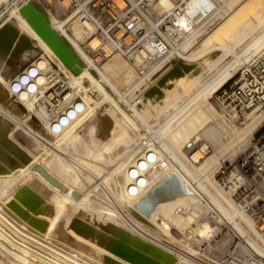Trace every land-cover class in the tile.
<instances>
[{
  "label": "bare ground",
  "instance_id": "6f19581e",
  "mask_svg": "<svg viewBox=\"0 0 264 264\" xmlns=\"http://www.w3.org/2000/svg\"><path fill=\"white\" fill-rule=\"evenodd\" d=\"M1 1L5 3L7 0ZM193 1L188 4L187 10ZM219 1L220 6L212 16L215 19L207 27L203 26L205 24L200 18H195L192 23L197 24V28L189 32L180 44H173L164 60L140 67L139 59H126L131 63L129 65L118 59L119 55L99 64L94 63L89 55L90 50L83 47L85 40L79 44L84 37L73 21L51 14L41 0H16L17 8L13 9L9 18L0 22V95L5 96L1 86L9 88L11 82L7 76H10L14 66L13 59L3 61V57L8 52L12 54L22 50L24 41L29 45L30 39L31 54L38 55V61L32 65L38 73L31 82L37 87L44 85L43 90L46 85H51L47 82L50 67L46 63V58H51L70 75V89L78 93V89L80 92L83 90L86 103L80 102V113L75 114V118L69 120L59 133H53L52 125L61 118L50 124L46 106L38 104L37 109L33 107L35 100L43 99L44 92L29 95L32 102L29 98L22 100L45 125L47 139L40 137L39 132L30 130V120L20 121L22 114L16 107L11 108L13 116H7L0 106V115L8 119L7 122L0 117V238L18 251L12 252L0 242V264H35L29 260L36 259L34 253L43 254L48 261L44 257L39 259L45 264H251V249L264 257V218L261 217L264 215V193L253 189L249 185V176L239 169L240 162L249 161L251 137L264 120V112L252 118L251 113L246 114L244 119L237 121L232 116L227 118L219 105L220 113L217 115L207 101L234 79L240 66L250 56L264 49V3L255 5L253 8L256 12L250 16L251 20L228 37L226 43L236 45V49L238 44L250 39L246 40L248 42L239 52H235L234 48L231 50L223 42L218 44L216 37H211L213 33L218 36L222 30L219 27L243 2L232 8L230 5L236 0ZM206 3L208 8L210 1ZM168 7L167 0H160V13ZM229 7L232 9L229 10ZM190 13L189 9L183 16L181 28L190 24L187 18ZM217 18L221 23L214 27L216 23H212ZM33 21L42 27L44 34L35 28ZM19 25L29 33L30 38L24 39ZM95 44L93 41L92 46ZM53 46L68 57L71 67L60 59ZM215 46L220 50L216 60L209 55L215 51ZM228 53L233 58L230 64L227 63L217 75L211 76L207 86L192 93L215 66L213 63ZM173 55L178 62L173 72L178 73L180 77L177 78H183L185 82L182 79L181 84H173L175 79H179L174 77L176 73H170L157 84L153 83L154 89L149 91V98L139 100L142 105L140 114L133 106H122L121 102L108 95L105 85L116 90L130 85L136 76L135 70L142 75L165 64ZM72 68L77 71L75 75ZM87 70L96 71L98 78L95 79ZM23 72L25 76L29 75V70ZM163 72L155 78L163 76ZM20 77H16L14 82H18ZM82 78L95 89L100 102L86 95L89 90L82 87ZM185 94V98L189 97L177 105ZM71 97L69 94L65 100H71ZM104 102L111 103V108L116 112H105L95 118L88 124L83 136L79 137L78 127L88 122L90 119L87 118H92L97 107ZM75 104L77 102L59 117H67V111L74 110ZM147 107L154 110L155 117L176 107L175 112L160 126L165 141L158 136L160 140L151 143L141 124L137 126L136 119L144 122L142 115ZM11 120L18 125L14 131L12 126L15 125ZM130 128L138 132V139L133 137ZM146 128L149 130V125ZM65 141L68 142L64 144ZM62 143L65 145L63 148L60 147ZM207 144L213 147V153L207 152ZM44 146L57 147L48 164L49 172H53L56 179L36 168V162L43 155L41 153L46 154L48 150ZM114 146L117 147L113 149ZM75 149L83 150L88 156L85 158L66 151ZM21 150H25L24 153ZM110 183L118 185L119 191L115 192L116 188H112L113 192L109 191L114 186H109ZM86 185L88 188L85 189ZM99 186L105 187L108 192L104 200L102 195L97 200L112 204L120 218L88 200ZM76 190L84 191L79 197ZM100 190L103 193L106 191L104 188ZM252 204L256 207L255 214L251 210ZM81 207L86 209L82 211ZM95 210H99V213ZM127 227L133 230L129 231ZM172 229L181 232L182 238L177 239L171 234ZM224 230L228 233L216 240ZM101 231L111 233V240ZM123 231L144 244L147 241V245L168 258L140 249L138 244L136 247L128 244L126 236L120 238ZM156 231L164 236L172 235L177 242L185 245L186 250L182 249L185 252L157 237ZM213 240L216 245L212 246L210 242ZM235 241H238L236 248L245 246L246 249L242 252L235 251L236 248L231 250L229 246ZM215 248L225 252L218 261L209 259ZM204 257L210 263L205 262Z\"/></svg>",
  "mask_w": 264,
  "mask_h": 264
},
{
  "label": "built area",
  "instance_id": "2783aa9c",
  "mask_svg": "<svg viewBox=\"0 0 264 264\" xmlns=\"http://www.w3.org/2000/svg\"><path fill=\"white\" fill-rule=\"evenodd\" d=\"M167 1L169 7L161 13L158 10L160 0H41V3L51 14L60 19L69 18L75 23L84 37L83 47L90 50L94 63L119 55L131 61L139 59V66L144 67L164 60L173 44H180L189 32L197 28V24L192 23L195 18H200L205 24L203 26L207 27L220 6L219 0H209L208 8L207 0ZM191 1L192 6L188 8L191 13L187 15L190 24L181 28L182 18ZM93 41L95 46H92ZM49 67L47 82L51 85H46L43 99L35 102V106L44 104L54 117L59 116L66 105L65 96L71 89L67 72L52 60ZM23 71L16 76H24L21 74ZM16 76L11 80L10 88L16 87ZM216 102L227 118L232 116L237 121L244 119L246 114L251 113L252 118L264 112V49L240 66L237 81L223 89ZM249 156V161L240 162V172L249 176V185L253 189L264 193V120L251 137ZM255 209V204H252L253 214ZM236 247L237 244L234 249Z\"/></svg>",
  "mask_w": 264,
  "mask_h": 264
},
{
  "label": "rangeland",
  "instance_id": "374dc122",
  "mask_svg": "<svg viewBox=\"0 0 264 264\" xmlns=\"http://www.w3.org/2000/svg\"><path fill=\"white\" fill-rule=\"evenodd\" d=\"M241 2H243V5L226 21V22H224V23H222V25L219 27V28H222V30L218 33V36H216L217 34H214L213 33V36L211 37V38H214V37H216V39H217V42L216 43H218V44H220V42H223L224 44H227L228 45V43H226V42H228V37L230 36V35H233L234 33H235V30L236 29H238L239 27H241V26H243V25H245V24H247L248 22L247 21H249V20H251V17H252V15L256 12V10L253 8L255 5H257V4H263L264 3V0H236V1H234L233 2V4L232 5H230V7H232V8H234L235 7V5H238V3H241ZM17 6H18V2H16V0H7L5 3L3 2V1H1L0 2V22H3V21H5L7 18H9V16H10V13L13 11V9H16L17 8ZM234 6V7H233ZM229 7V8H230ZM232 8H230L229 10H231ZM44 15H46L45 13H44ZM226 15V14H225ZM251 16V17H250ZM221 17H223V16H221ZM221 17H219L220 19H221ZM219 18H217L213 23H212V25L213 24H215V26L214 27H216V26H219V24L221 23H219ZM215 18H213L212 19V21L214 20ZM15 21V20H14ZM213 27V28H214ZM19 28L21 29V31L23 32V34L25 33V34H27V36L28 37H30V35H29V33L23 28V27H21L20 25H19ZM263 28V27H262ZM261 29V28H260ZM259 30V29H258ZM258 30H257V32L256 33H258ZM211 32H212V30H210ZM260 32V31H259ZM248 39V38H247ZM246 39V40H247ZM246 40H244L242 43H240V44H238L237 46V48L238 49H236V45L234 46H232V45H228V47L232 50L233 48H234V51L235 52H239L240 51V49L244 46V44H246L248 41H246ZM248 40H250V39H248ZM83 41H84V39L79 43L80 45L83 43ZM34 44L35 45H37L35 42H34ZM230 44V43H229ZM79 45V46H80ZM191 46V45H190ZM81 47V46H80ZM215 51H212L209 55L211 56V59H214V60H216V59H218L219 58V56H220V50H217L218 49V47L217 46H215ZM213 49V50H214ZM231 53H228L225 57H223L222 59H220V61H218V62H215V63H213L215 66L211 69V70H209L208 72H207V74H206V78L205 77H203L201 80H200V84L196 87V88H194L193 89V91H191L192 93L193 92H195V91H198V90H200L201 88H203L204 86H207L209 83H210V80L211 79H209L211 76H214V75H217L223 68H224V66L227 64V63H229L230 64V62L232 61V56L230 57L229 55H230ZM176 57V56H175ZM174 57V55L171 57V58H169V60L165 63V64H162V65H160L159 67H155V68H153V69H150V70H148L147 72H144L142 75H140L139 73H137L136 72V70L134 71V73H136V74H134V75H136L135 76V78H134V80L131 82V84L130 85H127V86H121L119 89H113L111 86H108V84L107 85H105L104 83V85H105V87H106V90H107V92H108V95L111 97V98H113V99H117L119 102H121V104L120 105H122V106H127L128 108H131V106H133L132 108H135V111L137 112V113H141V107H142V105H141V103L139 102V100L141 99H145L144 97H146V98H149V95H148V93H150L149 91H152V88H153V86L155 85V84H157L158 82H160L161 80H162V78L165 76L166 77V75H169L170 73H172L173 75H174V73H176V72H173V70H174V68H177V66H178V62H176V58ZM117 58L118 59H120L121 61H124V62H128L129 63V65H131V63L129 62V61H127L126 59H124V58H121V57H119V56H117ZM177 64V65H176ZM25 65H28V62H23V63H21L20 64V67H19V69H18V71H20V70H23L24 69V67H25ZM170 66V67H169ZM64 70H65V68H63ZM166 69V70H165ZM168 70V71H167ZM66 71V70H65ZM68 71H70L69 69H68ZM87 71H89L90 72V74L92 75V76H94V78L96 79V78H98V74H97V72L96 71H94V70H92V71H90V70H87ZM164 71V72H163ZM164 73L163 74V76H160V77H158V79L157 78H155V77H157V76H159V74L160 73ZM41 73V72H40ZM79 74H81V73H79ZM75 75V74H74ZM178 75V73H176L175 74V78H177V77H180V75L179 76H177ZM29 76V75H28ZM68 76H70L69 74H68ZM75 77V76H74ZM136 77H138V78H136ZM32 77H29V82H28V84L27 85H23L22 86V88H21V91L20 92H18V93H13L12 91H11V88H10V86H11V83L9 84V88H7V87H4V86H1V88H2V90H3V92H4V95L5 96H1L0 95V106L5 110V114L7 115V116H9V114L10 115H12L13 116V112L11 111V108L14 106V107H16V109L22 114V118L20 119V121L21 122H26L27 120H30V123H31V128H30V130L32 129V130H34V131H37V132H39V136L40 137H42L43 139H47L46 138V136L45 135H47L48 134V132H47V130L44 128L45 127V125L42 123V121H40L37 117H36V115H35V113H34V110L32 109V108H28L27 106H25L21 101L22 100H28L27 98H29L30 96L29 95H32V96H34V95H39V93H43L44 92V90H43V88H44V85L43 86H41V87H37L35 84H33L31 81L33 80V78L31 79ZM174 78V79H175ZM10 79V76H9V78H8V81H10L9 80ZM14 79V78H13ZM12 79V80H13ZM155 79V80H154ZM177 79H179V78H177ZM183 78H181V79H179V81L178 80H174L173 81V84H181V82H180V80H182ZM237 79H238V74L234 77V79H232L231 81H229L227 84H226V86H224L222 89H220V90H218L214 95H212V96H210L208 99H207V101H208V103L210 104V107L214 110V112L218 115L219 113H220V110H219V106H218V104H217V102H216V99H217V97H218V95L223 91V89H228L230 86H232L233 84H234V82H236L237 81ZM84 78H82L80 81L82 82L81 83V85H82V87L84 88V89H87L86 91H88L87 93H86V95L87 96H89V97H91L93 100H95L96 102H100V99H99V97H96V95H97V93H96V91H95V89L94 88H92V86H90V84L88 83V80H84ZM154 80V81H153ZM184 80V79H183ZM182 80V81H183ZM150 81H152V82H150ZM177 83H176V82ZM11 82V81H10ZM54 82V81H53ZM69 82V81H68ZM178 82H180V83H178ZM184 82H185V80H184ZM183 82V83H184ZM150 83H152V84H150ZM153 83H155V84H153ZM182 83V84H183ZM32 84V85H31ZM70 84V83H69ZM150 84V85H149ZM169 84H171V82H169ZM177 85H175V86H177ZM146 86V87H145ZM82 88V89H83ZM91 88V89H90ZM154 89V88H153ZM94 90V91H93ZM10 91H11V93H10ZM78 91H79V93L78 92H76V90L75 91H73V90H71L70 91V93H68L67 95H69V94H71L72 95V97L70 98L71 100H67L66 102V105L63 107V109L58 113L59 114V116L60 115H62L63 114V112L69 107V106H71L74 102H77V104H75V108H74V110H71V109H69V111H67V113H66V115H67V117H65L64 115L62 116V117H59L58 115H56V116H54V117H52L51 116V114L49 113V111H48V113H49V123L51 124L52 122H54L55 120H57V119H62V121H58V123H54L53 125H52V127H51V131L53 132V133H59L60 131H61V129H62V127H65V126H67V124L69 123V120H72V119H74L75 118V114H77V113H80V111L82 110V108H80V106H79V104H80V102H83V103H86V100L84 99V97L82 96L83 94H82V92H83V90H81V92H80V90L78 89ZM132 91V92H131ZM95 94H93V93ZM131 92V93H130ZM190 92V93H191ZM78 93V94H77ZM128 93H130L129 95H128ZM191 93V94H192ZM66 95V96H67ZM188 95H190V94H188ZM75 96H77V99H73V97L75 98ZM194 96V95H193ZM142 97V98H141ZM186 97V94L185 95H183L182 97H181V99H183V100H181L180 99V101H178V103H177V105H180L182 102H184L187 98H185ZM29 100H30V98H29ZM82 100H84V101H82ZM31 102H32V100H30ZM35 102H37V100H35L34 102H33V107H34V109H37V106H35ZM140 103V104H139ZM41 104V103H40ZM111 103H107V102H104V103H101L97 108L98 109H96V114L94 115V116H92V118H87V120H89L88 122H86V123H84V125L82 126V127H78V136L79 137H82L83 136V134H84V132L86 131V129H87V127H88V124L91 122V121H93L95 118H97V117H99V116H101V115H103L105 112H116V110L114 109V108H111ZM156 105V104H155ZM154 105V106H155ZM154 106H152L151 108H155ZM113 107V106H112ZM110 108V109H109ZM151 108H149V107H147V111L145 110V113L142 115V116H144L143 118H144V122H142L141 123V121H139V119H136V122H137V126H140V124H141V129H145L144 131L146 132V133H144L147 137H148V139H150V142L151 143H154V142H156V141H159L160 139H161V137H162V139H164L165 138V136L163 135V133H162V135H161V132H160V130H161V128H160V126H162V124H164L165 123V120H166V118L169 116V115H171V113H174L175 112V108H169L167 111H165L162 115H159L158 117H155V115H154V110L153 109H151ZM115 110V111H112V110ZM143 113V112H142ZM168 113V114H167ZM117 114V113H116ZM146 116H149V117H146ZM0 117L1 118H3V116L2 115H0ZM59 117V118H58ZM155 117V118H154ZM16 118V117H15ZM3 119H5V118H3ZM86 120V121H87ZM5 121H7L8 122V119H5ZM12 121V120H11ZM15 122H17V123H19L17 120H14ZM61 122H63V123H61ZM12 123L15 125V126H12V131H14L15 129H17V127H18V125H16L13 121H12ZM140 123V124H139ZM20 124V123H19ZM146 125H149V127H150V129L149 130H147V128H146ZM144 126V127H143ZM236 126H238V127H240L239 125H237L236 124ZM140 128V127H139ZM130 130H131V134L133 135V137L135 136V138L137 137V139H138V132H136V131H134L133 132V130L130 128ZM43 131V132H42ZM44 133V134H43ZM147 133H149V134H147ZM156 135V136H155ZM145 136V137H146ZM159 136V137H158ZM161 136V137H160ZM146 137V138H147ZM155 137H156V139H155ZM160 138V139H158V138ZM155 139V140H154ZM161 139V140H162ZM69 141V140H68ZM68 141H65L64 142V144L65 143H67ZM154 141V142H153ZM163 141H165V139L163 140ZM120 143V142H119ZM115 144H118V143H115ZM114 144V145H115ZM61 145V146H60ZM59 146L61 147V148H63V146H65V145H63V143L62 144H60ZM207 147H208V151L207 152H210V153H213V147L211 146V145H209V144H207L206 145ZM44 147H46V149H48V150H46V154H44V153H41V157H40V159H39V162H36V165H37V167L36 168H39V170L41 169L42 171H43V173H45V174H48V175H50L49 177L50 178H52L53 177V179H56L55 177H56V175H54V173L53 172H49V170L50 169H48L49 168V166H48V164H49V161H50V159H51V157H52V155L55 153V151H57L56 150V146L55 147H53V148H50V147H47V146H44ZM117 146H114L113 147V149H115ZM150 147H152V146H150ZM19 149H23V148H19ZM21 151H23V153H24V151L25 150H21ZM66 151H68V152H70V153H73V154H78V155H80V156H82V157H85V156H88L87 155V153H85L83 150H81V149H75V151L74 150H66ZM78 152V153H77ZM86 158V157H85ZM41 160V161H40ZM39 166V167H38ZM48 166V167H47ZM45 170V171H44ZM115 184V183H114ZM113 183H110L109 184V186H112V185H114ZM93 184H91V186H92ZM115 186V185H114ZM112 186V187H110L109 188V191H111V192H113L114 190L112 189V188H116L115 189V192H116V190L117 191H119V187H118V185L117 186ZM86 188H88V186L86 185L85 186V189ZM100 188H104V190H106V191H104V193L102 192V190H100ZM188 188V187H187ZM84 189V190H85ZM84 190H82V191H84ZM96 190V191H95ZM95 190H93V194H91L92 196V198L90 199V198H88V200L90 201H92L93 203H96L97 205H100V207H102V208H104L108 213H110V214H112L113 212H114V207H113V205L112 204H110V203H106L105 202V204H103V203H100L97 199L99 198V199H101V197L103 198L102 200H104V198L106 197V194H107V192H108V190L105 188V187H103V186H99V189H95ZM189 190V189H188ZM77 192L76 193H78L77 195L80 197V195L82 194V191L81 190H76ZM99 191V192H98ZM101 191V192H100ZM190 191V190H189ZM80 192V193H79ZM99 193V194H98ZM96 194V195H95ZM102 195V196H101ZM98 196V197H97ZM101 196V197H100ZM109 196H110V194H109ZM106 200V199H105ZM90 201V202H91ZM108 205V207H107V205ZM106 205V206H105ZM109 205H110V207H109ZM83 208V209H82ZM86 208L85 207H81V209L80 210H85ZM79 210V211H80ZM78 211V213L80 214V212ZM81 211V212H82ZM110 211V212H109ZM95 212L96 213H99V210H95ZM115 213V215H117V213L116 212H114ZM113 213V214H114ZM98 216V215H97ZM96 216V217H97ZM118 216V215H117ZM95 217V218H96ZM119 217V216H118ZM120 218V217H119ZM96 219H98V218H96ZM121 221V223H123L122 222V220H120ZM123 225H126V224H124L123 223ZM204 226L207 228V229H209L208 227H207V225L206 224H204ZM145 227V226H144ZM125 228H126V226H125ZM147 228V227H146ZM152 228V227H151ZM127 229L129 230V228L127 227ZM148 229V228H147ZM153 229H155L154 227H153ZM127 230V231H128ZM130 230H133L132 228L130 229ZM129 230V231H130ZM149 231H152L151 229L149 230ZM178 231V230H177ZM176 230H174V229H172V232H171V234H173L177 239H179V238H182V235H180L181 234V232H177ZM153 232V231H152ZM101 233L103 234V235H105L109 240H111V238H112V235H111V233H109V232H105V231H101ZM155 233V232H154ZM226 233H228V231L227 230H224V231H222L221 232V234L217 237V239L216 240H218V239H221ZM156 235H157V237H159L160 239H162V240H165L167 243H170L171 245H173V246H175L176 245V247L178 248H181V250L183 249V250H186V248L184 249V244L183 243H180V242H177V239H174L173 237H172V235H171V237L170 236H167L166 234H165V236H164V234H159L157 231H156V233H155ZM111 235V236H110ZM110 237V238H109ZM167 237H169V238H167ZM171 239V240H170ZM255 239V238H254ZM175 240V241H174ZM234 240H236V238L234 239ZM143 241H145V240H143ZM0 242L1 243H3L5 246H7L12 252H16V253H18V251L15 249V248H13V247H11V246H9V244H7L4 240H2L1 238H0ZM147 244H148V242L147 241H145ZM236 243H234V244H231L229 247H230V249L231 250H233L234 249V246L237 244V242L238 241H235ZM180 243V244H179ZM150 244V243H149ZM201 244V243H200ZM204 244V243H203ZM183 245V246H182ZM199 245V244H198ZM198 245H196L195 246V248H197V246ZM208 246H210V245H216L215 244V242H214V240L213 241H211L210 242V245L209 244H207ZM244 246V245H243ZM242 247V246H241ZM243 248V249H242ZM242 248H236L235 249V251H241L242 252V250H245L246 249V247L244 246V247H242ZM252 248V247H251ZM220 248H215L214 249V251H212V253H211V255L212 256H209V259H213V260H215V261H218V260H220V259H222V257H221V254L223 255V253H225V252H223V251H220L219 250ZM182 250V251H183ZM198 250V249H197ZM164 251V250H163ZM230 251V250H229ZM183 252H185V251H183ZM244 253V252H243ZM257 255H256V254ZM37 257H36V259L34 258V259H30L29 258V260L30 261H32V262H34L35 264H45V263H43L42 261H40V259H39V257H41V258H43L44 260H47L46 259V257L45 256H43V254H39V253H34ZM240 255H243L242 253H240ZM260 255V254H259ZM224 258H226V257H224ZM205 262H209V259L208 258H206V257H204V258H202ZM48 261V260H47ZM260 262V263H259ZM210 263V262H209ZM251 264H264V257L262 256V255H260V256H258V253L256 252V251H254V250H252L251 249Z\"/></svg>",
  "mask_w": 264,
  "mask_h": 264
},
{
  "label": "crops",
  "instance_id": "0c3cea01",
  "mask_svg": "<svg viewBox=\"0 0 264 264\" xmlns=\"http://www.w3.org/2000/svg\"><path fill=\"white\" fill-rule=\"evenodd\" d=\"M24 35V39L28 38V36L26 34ZM30 38V37H29ZM26 41V40H25ZM24 41V45L22 50H19L18 52H13L11 53H7L3 58H5V60L3 59V61H8V60H14V66L12 67L13 71L11 70L10 72V81L18 74L20 73L22 70L18 71L20 64L23 62H28V65H25L24 67V71L25 70H29V74L32 73L34 74L32 77H35L37 75L38 72L35 71V69L32 67L34 62L38 61V55L36 56H32L31 54V40L29 39V45H26V42ZM32 45L34 47H37L34 42H32ZM14 54V55H13ZM29 54V55H28ZM28 56V57H27ZM7 58V59H6ZM52 60L51 58H46V63L49 64V61ZM54 62H56L55 60H52ZM57 63V62H56ZM44 68V66H41V68ZM24 72H22L21 74H23ZM9 74V73H8ZM17 77V76H16ZM9 78V75L7 76V79Z\"/></svg>",
  "mask_w": 264,
  "mask_h": 264
},
{
  "label": "water",
  "instance_id": "95a60500",
  "mask_svg": "<svg viewBox=\"0 0 264 264\" xmlns=\"http://www.w3.org/2000/svg\"><path fill=\"white\" fill-rule=\"evenodd\" d=\"M33 24H34L35 28H37V30H38L40 33L44 34V31H43L42 27H41L36 21H33ZM53 48H54L56 54L60 57V59H61V60H62V61L68 66V67H71V63H70L68 57H67V56H66V55H65V54H64L59 48H57L56 46H53ZM72 72H73L74 74L77 73L76 69H74V68H72ZM121 236H122V237H120L121 239L123 238V236H126V237L128 238L127 243H128V244H131V245L134 246V247H136L135 245L138 244V245L141 246L140 249L143 248V249H146V250H150V252L152 251L153 253H156V254H158V255H162V256H164L165 258H168L167 255H165V254H163V253H160L158 250H156V249L153 248L152 246H149V245H147V244H144L142 241L138 240L137 238H132L129 234H127V233L124 232V231L121 233ZM129 238H130V239H129ZM169 262H170V260H169Z\"/></svg>",
  "mask_w": 264,
  "mask_h": 264
},
{
  "label": "clouds",
  "instance_id": "9594fccd",
  "mask_svg": "<svg viewBox=\"0 0 264 264\" xmlns=\"http://www.w3.org/2000/svg\"><path fill=\"white\" fill-rule=\"evenodd\" d=\"M34 74L30 73L29 76H21L19 81L16 83V87H11V91L13 93H18L21 91V88L23 85H27L29 82V77H32ZM60 121H62V119H60ZM63 123V122H61Z\"/></svg>",
  "mask_w": 264,
  "mask_h": 264
}]
</instances>
